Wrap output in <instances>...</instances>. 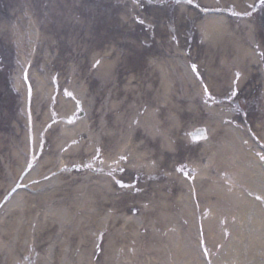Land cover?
Instances as JSON below:
<instances>
[{
	"label": "rangeland",
	"instance_id": "obj_1",
	"mask_svg": "<svg viewBox=\"0 0 264 264\" xmlns=\"http://www.w3.org/2000/svg\"><path fill=\"white\" fill-rule=\"evenodd\" d=\"M252 134L264 0H0L3 263L264 264Z\"/></svg>",
	"mask_w": 264,
	"mask_h": 264
},
{
	"label": "bare ground",
	"instance_id": "obj_2",
	"mask_svg": "<svg viewBox=\"0 0 264 264\" xmlns=\"http://www.w3.org/2000/svg\"><path fill=\"white\" fill-rule=\"evenodd\" d=\"M41 79H40V82L42 83V87H43V89H44V87H46V84H47V82L46 81H44V78H42V77H40ZM36 85H37V90H36V92L37 93H40L43 89H42V87H40V85H39V83L37 82L36 83ZM168 105H170V102L168 101V99L166 98L165 99V105H163V107H168ZM156 113V116H158L160 119L162 118L161 117V113L160 112H158V111H156L155 112ZM205 131H206V129H204ZM203 133V132H202ZM236 135H237V137H240L241 136V134L240 133H237L236 132ZM199 136V135H198ZM198 136H195V137H198ZM27 137L28 138H30V135H28L27 134ZM138 137V136H137ZM244 137H241V138H238V139H243ZM9 138L7 137H5V139L3 140V142H2V144H4L5 143V147L6 148H8L9 147V145L7 144V142H9ZM243 142H246L245 140H243ZM157 143H158V140H156V141H151L150 139H149V141H148V144H150V145H153V148L149 151L150 152V155H152V156H158L159 155V152H160V150H159V148H158V145H157ZM137 144V142L136 141H134V142H132V146H137L136 145ZM247 148H249L247 151V154H248V157L249 158H246V159H243V160H245V161H251V163H253L255 166L257 165V167L258 168H260V167H262V169L264 170V152H262V151H260L259 149H258V147L254 144V143H251V144H249V145H247L246 146ZM10 148V147H9ZM127 154H123L122 156H121V158H120V162H124V163H127V161H129L130 159H131V155H130V153L129 152H126ZM167 159L165 158V159H163V160H161V162H165ZM119 163V162H118ZM117 163V165H116V168H115V179H113V181H112V184H110V190L111 191H113V192H115V190H116V187H117V185L119 184H121V185H125V184H128V183H130V178H131V174L130 173H128V172H126L125 171V167H123L122 165H120V163L118 164ZM177 165V164H176ZM238 167H240V168H237V170H238V172H239V175H238V177H236V179H238L239 180V176L241 177L240 178V181H241V183H246L247 184V182H246V176L245 175H248V169L247 168H245L244 167V163H241V164H239L238 165ZM127 168V167H126ZM236 169V168H235ZM18 172V171H17ZM16 172V173H17ZM231 172L233 173V170H231ZM18 173H20V172H18ZM229 174V173H228ZM228 174H224V176H227ZM230 175V174H229ZM260 180V179H259ZM237 182V181H236ZM132 183V182H131ZM36 184H34V186H35ZM248 185V184H247ZM5 187V186H4ZM103 191H105V190H103ZM105 192H108V191H105ZM129 192V190H126V193H128ZM109 193V192H108ZM236 195H239V194H237L236 193ZM60 201V203H63V202H65V201H63V200H59ZM105 202H103L102 204H101V206H100V208L101 209H103L104 207H105V204H104ZM114 205V204H113ZM114 208V207H113ZM134 208V206H130V207H128V210H131V209H133ZM133 211H134V209H133ZM209 224V223H208ZM212 227L210 226V229H211ZM235 229V231L234 232H237L236 231V228H234ZM233 232V233H234ZM243 236V235H242ZM244 240H245V236H244ZM261 241V240H260ZM254 249V248H253ZM261 250V251H260ZM252 250H251V252H249V254H252ZM255 255H256V257H257V259L256 260H260L261 259V255H263L264 256V248L263 249H260V248H258L256 251H255ZM33 256V255H32ZM259 256H260V258H259ZM12 257H14L13 255H12ZM0 258H1V253H0ZM10 262H11V260H9ZM12 263V262H11ZM0 264H9L8 262H2L1 261V259H0ZM12 264H14V263H12ZM259 264V263H258Z\"/></svg>",
	"mask_w": 264,
	"mask_h": 264
},
{
	"label": "water",
	"instance_id": "obj_3",
	"mask_svg": "<svg viewBox=\"0 0 264 264\" xmlns=\"http://www.w3.org/2000/svg\"><path fill=\"white\" fill-rule=\"evenodd\" d=\"M204 134H205V130L204 129H199L195 133H193L194 136H198V135L201 136V135H204Z\"/></svg>",
	"mask_w": 264,
	"mask_h": 264
}]
</instances>
